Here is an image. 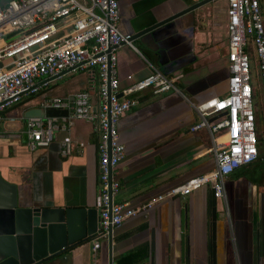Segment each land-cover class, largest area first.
<instances>
[{"label":"crops","instance_id":"obj_1","mask_svg":"<svg viewBox=\"0 0 264 264\" xmlns=\"http://www.w3.org/2000/svg\"><path fill=\"white\" fill-rule=\"evenodd\" d=\"M118 1L119 29L133 35L199 0ZM210 2L135 39L133 44L146 59L127 44L116 50L120 88L149 74L147 61L175 79V89L168 92H141L139 104L118 120V140L125 147L113 172L120 183L118 202L140 207L215 166L209 129L190 130L201 119L195 106L225 94L228 86L227 17L219 22ZM260 5L263 12L264 0ZM221 29L226 36L223 44L217 39ZM98 83L96 74L67 72L39 82L36 93L22 96L5 110L0 123V174L16 185L26 205L98 207L96 125L75 121L69 134L83 146L75 145L70 155L62 156L64 132H57L47 147L29 150L23 117L27 108L40 106L46 97L71 98L83 89L90 91L97 105ZM259 121L256 113V128ZM258 149L257 160L225 179L215 221L214 263L207 214L211 188L203 185L188 194L156 200L114 227L113 264L130 253L134 254L128 264H264V153L259 143ZM93 242L95 238L41 264H108L107 242H100L95 251Z\"/></svg>","mask_w":264,"mask_h":264},{"label":"built area","instance_id":"obj_2","mask_svg":"<svg viewBox=\"0 0 264 264\" xmlns=\"http://www.w3.org/2000/svg\"><path fill=\"white\" fill-rule=\"evenodd\" d=\"M226 17L227 91L198 103L195 107L201 119L190 127L191 131L209 129L215 166L136 208L115 200L120 183L113 172L125 152L118 140L117 123L139 104L141 92H168L175 89V79L147 61L151 72L120 88L117 48L127 44L146 58L133 44L131 35L119 29L118 0H0V123L5 110L22 96L36 93L41 81L46 83L77 70L98 78L97 105L87 89L71 98L46 97L41 107L69 109L68 115L27 118L25 122L26 144L32 151L47 147L57 132H64L60 141L62 156L70 155L75 145L83 146L69 134L75 121L93 123L99 130L100 219L93 251L100 242H107L109 227L119 226L140 208L150 207L165 196L188 194L208 185L217 198H224L225 179L259 157L254 106L258 87L252 71H257L264 98V15L260 0H226ZM249 46L254 50L251 56L247 53ZM222 136L225 140L219 141Z\"/></svg>","mask_w":264,"mask_h":264},{"label":"water","instance_id":"obj_3","mask_svg":"<svg viewBox=\"0 0 264 264\" xmlns=\"http://www.w3.org/2000/svg\"><path fill=\"white\" fill-rule=\"evenodd\" d=\"M210 1L212 0L196 1L168 18L136 32L131 35V40L134 41L151 29ZM68 113L69 109H44L41 106H32L24 111L23 117L26 119L63 117L67 116ZM26 202L18 196L16 185L5 180L0 174V264H41L66 250L73 249L95 238L100 219L98 207L69 206L66 204L52 206L35 203L26 205ZM215 203L216 198L211 189L212 216L209 235L211 239V261L213 263L215 262L214 253L216 249ZM108 231V264H113L112 236L114 229L109 227Z\"/></svg>","mask_w":264,"mask_h":264},{"label":"rangeland","instance_id":"obj_4","mask_svg":"<svg viewBox=\"0 0 264 264\" xmlns=\"http://www.w3.org/2000/svg\"><path fill=\"white\" fill-rule=\"evenodd\" d=\"M209 5L211 8H213V10H216L214 14L217 15L219 22L224 21V17L226 15V0H212L209 3ZM263 15H264V11H263ZM58 24H60V20L58 21L57 25ZM220 31H221V34L217 39L222 40L221 43L223 44L226 41V36L224 35L223 29H221ZM9 37L10 36H8V38ZM247 53L250 56L254 54V50L252 46H249L247 48ZM252 59L254 61V57ZM252 74L254 75V78H255V84L258 87L257 92L254 95V106L256 109V113L260 116L259 125L257 126V130L259 131V134H260L259 147L264 153V115H263V118L261 117L263 110H264L263 91L259 85V78H258L256 69L253 68Z\"/></svg>","mask_w":264,"mask_h":264},{"label":"flooded vegetation","instance_id":"obj_5","mask_svg":"<svg viewBox=\"0 0 264 264\" xmlns=\"http://www.w3.org/2000/svg\"><path fill=\"white\" fill-rule=\"evenodd\" d=\"M215 196V195H214ZM215 198H216V203H215V205H216V218H217V216H218V213H217V207H218V202H219V199L220 198H217L216 196H215ZM221 200V199H220ZM208 221H210V223H211V216H212V213H211V204H210V198H209V201H208ZM210 249V248H209Z\"/></svg>","mask_w":264,"mask_h":264},{"label":"trees","instance_id":"obj_6","mask_svg":"<svg viewBox=\"0 0 264 264\" xmlns=\"http://www.w3.org/2000/svg\"><path fill=\"white\" fill-rule=\"evenodd\" d=\"M256 88H257V86H256ZM133 254L134 253H130V254L126 255L125 257H122L119 264H128V263H131V259L133 257L132 256Z\"/></svg>","mask_w":264,"mask_h":264},{"label":"bare ground","instance_id":"obj_7","mask_svg":"<svg viewBox=\"0 0 264 264\" xmlns=\"http://www.w3.org/2000/svg\"><path fill=\"white\" fill-rule=\"evenodd\" d=\"M225 138H226L225 136H222L219 138V141H223V140H225Z\"/></svg>","mask_w":264,"mask_h":264}]
</instances>
